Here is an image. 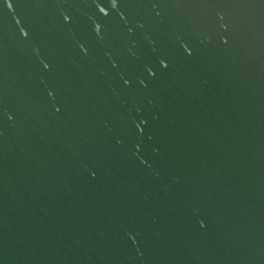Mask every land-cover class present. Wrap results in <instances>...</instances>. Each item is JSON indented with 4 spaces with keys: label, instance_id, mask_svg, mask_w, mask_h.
Here are the masks:
<instances>
[{
    "label": "water",
    "instance_id": "obj_1",
    "mask_svg": "<svg viewBox=\"0 0 264 264\" xmlns=\"http://www.w3.org/2000/svg\"><path fill=\"white\" fill-rule=\"evenodd\" d=\"M0 264H264V0H0Z\"/></svg>",
    "mask_w": 264,
    "mask_h": 264
}]
</instances>
